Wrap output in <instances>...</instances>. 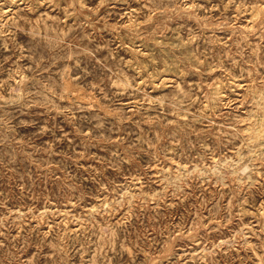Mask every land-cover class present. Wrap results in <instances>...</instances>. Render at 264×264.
I'll return each mask as SVG.
<instances>
[{"label":"rangeland","instance_id":"374dc122","mask_svg":"<svg viewBox=\"0 0 264 264\" xmlns=\"http://www.w3.org/2000/svg\"><path fill=\"white\" fill-rule=\"evenodd\" d=\"M0 264H264V0H0Z\"/></svg>","mask_w":264,"mask_h":264}]
</instances>
